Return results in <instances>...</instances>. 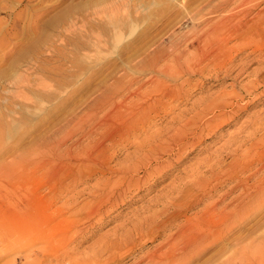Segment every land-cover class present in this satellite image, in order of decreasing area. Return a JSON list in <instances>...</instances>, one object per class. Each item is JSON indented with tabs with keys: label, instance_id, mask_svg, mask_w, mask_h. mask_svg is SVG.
<instances>
[{
	"label": "rangeland",
	"instance_id": "374dc122",
	"mask_svg": "<svg viewBox=\"0 0 264 264\" xmlns=\"http://www.w3.org/2000/svg\"><path fill=\"white\" fill-rule=\"evenodd\" d=\"M263 159L264 0H0V264L46 245H13L24 191L60 209L43 263L153 264L227 206L177 264H264Z\"/></svg>",
	"mask_w": 264,
	"mask_h": 264
},
{
	"label": "bare ground",
	"instance_id": "6f19581e",
	"mask_svg": "<svg viewBox=\"0 0 264 264\" xmlns=\"http://www.w3.org/2000/svg\"><path fill=\"white\" fill-rule=\"evenodd\" d=\"M232 31V30H231ZM231 33V32H230ZM235 33H240V32H235ZM212 34V33H211ZM241 34V33H240ZM221 39V38H220ZM222 40V39H221ZM224 41V40H223ZM220 43H221V41H220ZM225 43V42H224ZM198 44V43H197ZM219 44V43H218ZM222 44V43H221ZM226 44V43H225ZM213 46V45H212ZM222 50H223V48H222V46L220 47ZM225 48V47H224ZM216 49V48H215ZM220 49V50H221ZM228 49V48H227ZM229 50V49H228ZM219 51V50H218ZM220 52V51H219ZM226 52V51H225ZM228 52V51H227ZM206 55H207V53H206ZM208 56H209V54H208ZM217 56V55H216ZM215 56V57H216ZM206 57V56H205ZM204 57V58H205ZM231 62V61H230ZM179 63V62H178ZM196 64V63H195ZM198 65V64H197ZM192 66V65H191ZM186 67V66H185ZM187 67H188V65H187ZM193 67V66H192ZM192 67L190 68V66H189V68H190V70L192 69ZM194 70V69H193ZM237 98V97H236ZM226 103V102H225ZM220 104V103H219ZM221 105V104H220ZM219 106V105H218ZM196 118H198V117H196ZM188 122V121H187ZM188 124H189V122H188ZM122 134H124V133H122ZM128 134V133H127ZM252 134V133H251ZM125 136V135H124ZM118 137V136H117ZM153 136H151V138H152ZM247 137V136H246ZM123 140V139H122ZM152 140V139H151ZM244 140V139H243ZM148 141H150V140H148ZM105 142V141H104ZM145 142V141H144ZM241 142V141H240ZM146 143V142H145ZM144 143V144H145ZM162 146V145H161ZM226 146V145H225ZM95 149V148H94ZM110 149V148H109ZM142 149V148H141ZM164 150V149H163ZM103 151L104 150H102V153L101 154H104L103 153ZM105 152V151H104ZM155 152V151H154ZM163 152V151H162ZM263 152V151H262ZM113 154V153H112ZM69 155V154H68ZM110 155V154H109ZM157 155V154H156ZM100 156V155H99ZM102 156V155H101ZM113 156H114V154H113ZM153 156V155H152ZM83 157V156H82ZM109 157V156H108ZM155 157V156H154ZM261 157H263V156H261ZM143 158V157H142ZM144 158H147V157H144ZM158 160V159H157ZM264 160V159H263ZM86 162V161H85ZM208 162H210V161H208ZM260 162H261V158H260ZM262 163H263V161H262ZM135 164H137V163H135ZM135 164H133V165H135ZM128 165V164H127ZM263 165V164H262ZM145 166V165H144ZM251 166V165H250ZM134 167V166H133ZM262 167V166H261ZM127 168V167H126ZM131 169V167H128L127 169ZM246 168V167H245ZM126 169V170H127ZM111 170V169H110ZM125 170V169H124ZM244 170V169H243ZM259 170V169H258ZM115 171V170H114ZM121 171V170H120ZM131 171V170H130ZM134 171V170H133ZM118 172V171H117ZM121 172H123V171H121ZM237 172H238V170H237ZM258 172V171H257ZM128 173H131V172H128ZM256 172H254V174H255ZM238 174V173H237ZM253 174V175H254ZM250 175V174H249ZM251 176V175H250ZM255 176V175H254ZM123 177V176H122ZM127 177V176H126ZM133 177V176H132ZM248 177V176H247ZM118 178V177H117ZM198 178V177H197ZM249 178V177H248ZM263 178V177H262ZM261 178V180H263ZM76 179H77V177H76ZM109 179V178H108ZM120 179V178H119ZM200 179L198 178V180L197 181H199ZM260 180V179H259ZM260 180V181H261ZM35 181V180H34ZM84 181V180H83ZM106 181V180H105ZM191 181V180H190ZM202 180H200V182H201ZM214 181V180H213ZM259 181V182H260ZM61 182V181H60ZM194 182V181H193ZM107 183H109V180L105 183L104 182V184L103 185H98V187H100V190L102 189V190H104L105 189V187H106V185L108 186V184ZM127 183H129V185L131 184L130 182H129V180H128V182ZM262 183V182H261ZM193 184V183H192ZM195 184V183H194ZM193 184V186H195V185H197V183L194 185ZM58 185V184H57ZM56 185V186H57ZM212 185V184H211ZM56 186H54V185H52L51 186V193H55L57 190H58V188L56 187ZM214 186H216V185H214ZM259 186H261V184H259ZM62 187V186H61ZM197 187V186H196ZM203 187H204V185H203ZM107 188V187H106ZM209 188H211V189H213L214 187L212 186V187H209ZM259 188H261V187H259ZM258 188V189H259ZM263 188V187H262ZM108 190H109V188H107ZM106 189V190H107ZM205 189H206V186H205ZM216 189V188H215ZM107 190V191H108ZM124 190V189H123ZM207 190H209V189H207ZM214 190V189H213ZM59 191V190H58ZM57 191V192H58ZM95 191V190H94ZM106 191V192H107ZM114 191V190H113ZM232 191H234V190H232ZM231 191V192H232ZM259 191V190H258ZM15 192V191H14ZM19 192V191H18ZM92 192V191H91ZM97 192V191H96ZM105 192V191H104ZM111 192H112V190H111ZM120 192V191H119ZM230 192V191H229ZM33 193V194H32ZM32 193H28V192H26V191H24V192H22V193H20V194H18V195H16L15 197H14V199H13V201L11 202L10 201V203H11V205H12V207H13V210H12V213L14 214V215H11V217H13L12 218V221H13V226L15 227L14 228V232H13V234H12V238H13V245L14 244H17V245H19V244H24V243H26L27 242V244H34L35 242H37V241H39V240H42L43 242H45V246L44 247H38V250H40V251H38V252H36V251H32L31 253H29V254H24L23 255V260H25V262L23 263V264H29L26 260L29 258V256L30 255H39V257H41V261H38V262H35L34 264H48V263H43V262H52V256H49V254H47V252L49 251L48 250V248L50 247V246H52V245H54L55 243H53L54 241H56V238H54V235H57V233H58V226H61V224L59 225V223H57V221H59V217H57L58 215H57V213H58V211H60V209L59 208H57L55 211V214H53V215H50L49 213H48V209H49V207L51 208V204H52V198H50V199H44L42 196H40L39 194L38 195H36L33 191H32ZM89 193V192H88ZM113 193V192H112ZM243 193H245V192H243ZM32 194V195H31ZM59 194V193H58ZM91 195L93 194V193H90ZM95 194H97V193H95ZM95 194H93V195H95ZM103 194V193H102ZM119 194V193H118ZM241 194V193H240ZM107 195H108V192H107ZM110 195V194H109ZM112 195V194H111ZM78 196V195H77ZM104 196V195H103ZM102 196V197H103ZM243 196V195H242ZM245 196V195H244ZM243 196V197H244ZM106 197V196H105ZM109 197V196H108ZM242 197V198H243ZM246 197V196H245ZM12 198H13V196H12ZM11 198V199H12ZM100 198H101V195H100ZM104 198V197H103ZM239 198V197H238ZM241 198V199H242ZM264 198V197H263ZM263 198L261 199L262 201V203H263ZM105 199V198H104ZM244 199V198H243ZM242 199V200H243ZM246 199V198H245ZM244 199V200H245ZM76 200V199H75ZM239 200V199H238ZM215 201V200H214ZM216 201H220V199L219 200H216ZM215 201V202H216ZM214 202V203H215ZM239 202H241V201H239ZM35 203V204H34ZM211 203H213V202H211ZM261 203V204H262ZM217 204V203H216ZM215 204V205H216ZM250 204V203H249ZM30 208L29 209V212H27L26 211V207L27 206ZM84 205V204H83ZM211 205V204H210ZM213 205V204H212ZM250 206V205H249ZM83 207H85V206H83ZM97 207V206H96ZM207 207L208 206H206V209H207ZM214 207V206H213ZM212 207V208H213ZM226 208H227V206H225ZM225 207L223 208V207H221V213H217L216 211H215V209L217 208V207H215V209H214V211H213V209H211V210H209V212H208V210L206 211V213H207V215H205V217H204V219H203V221H202V225H200V226H197V228H193L192 230L190 229V232L188 233V237H185V240H182V242H183V244H182V246H181V249L179 248L178 249V251L180 252L179 254H176V252L175 253H173V250H172V254L174 255L173 257L171 256V255H168V257L166 256V255H162V254H160V255H162V256H159V254H157V258L156 259H154V260H156V261H154V263L153 264H177L178 262H180L181 261V259H189L190 257H192L193 256V250L195 249V251H197V252H199V250H200V248L203 246V243L204 242H206L210 237H212V240H214V241H216V237H214V235L212 234L214 231H215V229L217 228V226L218 225H220V224H222L223 223V225H225L224 223H226L229 219H231V214H228V212L227 213H225V211H222V208L223 209H225ZM247 207H248V205H247ZM246 207V208H247ZM209 208V207H208ZM243 208V207H242ZM80 209V208H79ZM79 209H73L72 210V212H71V214H73V213H76ZM205 209V210H206ZM239 209H241V208H239ZM204 210V211H205ZM227 210V209H226ZM95 211V210H94ZM229 211V210H228ZM232 211V210H231ZM97 212V211H96ZM90 213V212H89ZM205 213V212H204ZM28 214H30V215H28ZM95 215V214H94ZM150 215V214H149ZM149 215H147L148 217H150V218H152L151 216H152V214H151V216H149ZM154 215V214H153ZM9 217H10V215H9ZM144 218V217H143ZM147 217H145V219H146ZM155 218V217H154ZM58 219V220H57ZM65 219V218H64ZM65 221H67L66 219H65ZM68 221H69V219H68ZM79 221V220H78ZM77 221V222H78ZM141 221V220H140ZM147 221V220H146ZM153 221V220H152ZM151 221V222H152ZM143 222V221H142ZM141 222V223H142ZM148 223H149V221H147ZM65 223V222H64ZM66 223H68V222H66ZM146 223V222H145ZM144 223V224H145ZM138 224V223H137ZM151 224V223H150ZM149 224V225H150ZM75 225V224H74ZM148 225V224H147ZM153 225V224H152ZM65 226V225H64ZM140 226H143L142 224L140 225ZM139 226V227H140ZM145 226H146V224H145ZM181 226V225H180ZM226 226V225H225ZM62 227H63V225H62ZM61 227V228H62ZM67 227H68V225H67ZM45 228H49V230L50 231H53L54 232V234L53 235H50V234H47V233H45L46 231L44 230ZM61 228H59V229H61ZM180 228V227H179ZM69 229V228H68ZM74 230V229H73ZM187 230L189 231V228L188 229H183V231H182V229L180 230L181 231V233H182V235L180 236V231H176V232H178V235H179V237L177 238L176 237V235L175 236H173V237H176L175 238V240L176 239H180L181 240V238H183L185 235H186V232H187ZM135 232H136V234H138L139 236H140V234H142V231H141V228H136V230H135ZM75 233H77L76 231H75ZM126 233H129V231L128 232H126ZM80 234V233H79ZM212 234V235H211ZM122 235V234H121ZM121 235H119L121 238H122V236ZM124 235V234H123ZM128 235V234H127ZM126 235V236H127ZM133 234H131V236H132ZM143 235V234H142ZM174 235V234H173ZM177 235V236H178ZM77 236H78V234H77ZM76 236V237H77ZM117 236L118 235H116V237L114 238V239H116L117 238ZM135 235H133V237H134ZM171 236V235H170ZM130 237V236H129ZM142 237V236H141ZM172 237V236H171ZM172 237V238H173ZM181 237V238H180ZM132 238V237H131ZM61 239V238H60ZM69 239V238H68ZM113 239V240H114ZM171 239V238H170ZM184 239V238H183ZM113 240H111V241H113ZM119 240V239H118ZM125 240H126V237H125ZM131 240V239H130ZM130 240H128L129 242H130ZM133 240V239H132ZM175 240H173V242L175 241ZM114 241H116V240H114ZM124 241V240H123ZM127 241V242H128ZM171 241V240H170ZM177 241V240H176ZM175 241V242H176ZM109 242V241H108ZM107 242V243H108ZM122 242V240L120 241V243ZM132 242V241H131ZM181 242V243H182ZM109 243H112V242H109ZM114 243V242H113ZM118 243V242H117ZM119 243V244H120ZM177 243V242H176ZM26 244V245H27ZM59 244H60V242H59ZM104 244H106V242L104 243ZM122 244V243H121ZM125 244V243H124ZM173 244H175V243H173ZM178 244V243H177ZM177 244H175V245H177ZM179 244H180V241H179ZM178 244V245H179ZM110 245V244H109ZM108 245V246H109ZM111 245H113V244H111ZM110 245V246H111ZM118 245V244H117ZM116 245V246H117ZM170 245V247L172 246L171 244H169ZM15 246V245H14ZM105 246V245H104ZM115 246V245H114ZM119 246V245H118ZM18 247V246H17ZM55 247V246H54ZM59 247V246H58ZM170 247H168V249L170 248ZM176 247V246H175ZM174 247V248H175ZM72 248H74V247H71L70 246V248L68 247V245H66V246H64L63 248H62V251L60 252V253H58V254H56L55 256H54V258H55V261H59V260H64L66 257H70L72 254H71V250H72ZM112 248V247H111ZM49 249H51V248H49ZM57 249V248H56ZM168 249H167V251H168ZM172 249V248H171ZM114 250V249H113ZM177 250V249H176ZM165 251H166V249H165ZM195 251H194V253H195ZM115 252V251H114ZM163 253V252H162ZM168 253H171V251H169ZM191 253H192V255H191ZM153 254H154V252H153ZM167 254V253H166ZM176 254V255H175ZM22 255V254H21ZM152 255V254H151ZM73 256V255H72ZM159 256V257H158ZM151 257V256H150ZM152 258V257H151ZM19 259V258H18ZM70 259V258H69ZM74 259V258H73ZM78 260H79V257L77 258ZM150 259V258H149ZM67 260V259H66ZM76 260V259H75ZM70 261V262H68V260H67V264H78V261ZM17 261V260H16ZM22 261V260H21ZM20 261V262H21ZM32 261V260H31ZM63 262V261H62ZM151 262V261H150ZM150 262H149V264H150ZM181 262H184V260L183 261H181ZM58 263V262H57ZM56 263V264H57ZM10 264H16V262L13 260V261H11V263ZM66 264V263H65ZM151 264H152V262H151Z\"/></svg>",
	"mask_w": 264,
	"mask_h": 264
}]
</instances>
